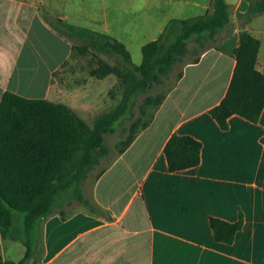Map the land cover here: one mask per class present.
<instances>
[{"label": "crops", "instance_id": "0c3cea01", "mask_svg": "<svg viewBox=\"0 0 264 264\" xmlns=\"http://www.w3.org/2000/svg\"><path fill=\"white\" fill-rule=\"evenodd\" d=\"M226 1L231 9L227 30L196 62L186 60L172 72L150 124L122 153L88 174L82 195L92 209L79 203L68 211L56 208L40 221L38 251L30 264H264V107L256 123L231 115L226 130L208 113L228 89L240 31L258 39L255 67L264 74V12L245 20L256 0ZM209 4L0 0V100L11 92L62 103L82 119L87 108L93 111L100 88L96 80L106 77L68 85L71 42L48 25L41 8L68 24L114 38L131 61L133 44L141 63L142 46L158 38L169 20L202 15ZM172 134L201 143L196 167L168 170L163 148ZM211 218L241 221L231 244L214 241ZM12 240H1L0 255L18 261L25 247Z\"/></svg>", "mask_w": 264, "mask_h": 264}, {"label": "trees", "instance_id": "16d2710c", "mask_svg": "<svg viewBox=\"0 0 264 264\" xmlns=\"http://www.w3.org/2000/svg\"><path fill=\"white\" fill-rule=\"evenodd\" d=\"M48 25L71 42L72 51L115 57L112 65L100 60L90 74L103 78L114 75L117 102L97 114L90 126L71 108L45 99H27L5 92L0 100V242L19 240L25 247L18 261L2 258L0 264H30L38 251L39 223L63 202L77 201L92 209L81 189L88 174L101 164L110 149L105 141L124 119L132 120L124 128L126 136L119 142L122 153L147 127L154 110L165 98V91L149 96L148 91L164 86L178 64L187 55L196 62L203 51L214 47L216 35L230 24V6L226 0H210L206 12L187 19H171L158 38L141 48L142 62L132 63L124 46L114 38L86 28L68 24L41 8ZM264 12V0H256L245 14ZM78 41L81 46L75 44ZM213 41V43H209ZM194 42L196 47L188 48ZM259 41L248 31L239 33L234 50L235 67L220 103L209 115L221 130L228 128V118L238 115L256 123L264 107V74L256 69ZM180 76V72L177 73ZM144 95L139 117L132 114L138 97ZM148 108H152L148 111ZM145 118V119H143ZM264 144V135L260 139ZM201 143L189 135L172 134L163 153L170 172L196 167L200 162ZM59 206V207H58ZM234 223L211 218L209 227L214 241L229 245L241 228Z\"/></svg>", "mask_w": 264, "mask_h": 264}, {"label": "rangeland", "instance_id": "374dc122", "mask_svg": "<svg viewBox=\"0 0 264 264\" xmlns=\"http://www.w3.org/2000/svg\"><path fill=\"white\" fill-rule=\"evenodd\" d=\"M106 4H108V2H106ZM196 17V16H193ZM83 21H85V23H87V19H84ZM77 45L81 46L80 43L78 41H75ZM209 43H213V41H209ZM196 47V44L194 42H190L188 44V48H193ZM83 51H81L80 48L75 49L72 52V57L70 58L68 64L66 65V76H68V81L70 82L68 85H71V83L76 82L77 83L79 81H84L88 83L89 80H91V78H95V76L90 74V69L91 68H96L98 67L100 60H103L104 62H106L109 65H112L114 63L115 57L113 56H108V55H104V54H100V55H94L92 52H86V53H82ZM130 53L132 54V62L135 65H138L140 63L141 60V54L138 50V48L136 46H130ZM193 57V55H187V57L185 58L186 60H190ZM182 65L178 64L173 72H177L180 67ZM174 73H171V79L169 77V79L166 81V84L164 86H157V87H153L148 91V95L149 96H155L157 93L165 91V89L167 88L168 85H170V83L172 82V78ZM106 78L103 80H96V82L100 85L99 90L97 91V95L94 96L93 98V106H92V110L90 109H86V115L84 117V120L86 121V123H88L90 126L92 125V121L94 119V117L101 113L104 112L106 110H108L111 106H113L119 96L117 95V93H113V95H111L109 93V91L113 88H116L117 85V80L115 78L114 75L110 74L105 76ZM74 81H71V80ZM144 95H141L138 97V100L136 102V105L132 108V114L134 115L133 119L139 117V106L140 104H142L143 100H144ZM152 108H148V111H151ZM145 119V118H143ZM132 120L130 118H126L123 120V122L120 125H117L115 128L114 133L112 134H108L105 137V141L110 149V153L106 158H103L101 160V164L99 166H96L94 171L96 172L97 170H99L100 168H102L104 165H106V163L110 160V158L117 153L118 149H119V142L121 141V139H124V137L126 136V134L124 133V128H128L131 124ZM94 173V172H93ZM87 179V178H86ZM85 182V181H84ZM84 185V183H83ZM83 187V186H82ZM82 192V189H81ZM78 202L75 200L68 202H63L61 205V209H64L65 211H68L70 208L74 207L75 205H77ZM59 207V206H58ZM7 240H12V239H7ZM18 241L16 240H12L11 244H14L15 246H21L17 243Z\"/></svg>", "mask_w": 264, "mask_h": 264}]
</instances>
